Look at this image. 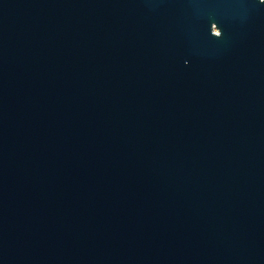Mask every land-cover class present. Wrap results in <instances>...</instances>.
Instances as JSON below:
<instances>
[{
  "label": "water",
  "instance_id": "obj_1",
  "mask_svg": "<svg viewBox=\"0 0 264 264\" xmlns=\"http://www.w3.org/2000/svg\"><path fill=\"white\" fill-rule=\"evenodd\" d=\"M0 264H264V0H0Z\"/></svg>",
  "mask_w": 264,
  "mask_h": 264
}]
</instances>
